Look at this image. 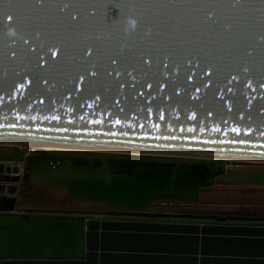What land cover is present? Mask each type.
<instances>
[{"label": "water", "instance_id": "1", "mask_svg": "<svg viewBox=\"0 0 264 264\" xmlns=\"http://www.w3.org/2000/svg\"><path fill=\"white\" fill-rule=\"evenodd\" d=\"M0 146L9 213L34 151L264 164V0H0Z\"/></svg>", "mask_w": 264, "mask_h": 264}, {"label": "crops", "instance_id": "2", "mask_svg": "<svg viewBox=\"0 0 264 264\" xmlns=\"http://www.w3.org/2000/svg\"><path fill=\"white\" fill-rule=\"evenodd\" d=\"M34 169H38V166ZM33 184L38 183L30 177L28 183L20 187L15 205L16 212H0V243L4 241V227L10 229L7 234L9 245L6 253L8 254L0 255V264H19V262L51 264L52 260L61 264L68 260L69 252L81 248L77 242L72 243L69 240V237L70 239L72 237V230L68 228L69 216L93 218L99 222V225L108 220L129 219L110 212H101L105 215L88 216L65 209L54 211L45 205L38 204L39 200L30 193ZM200 196L198 193V200ZM180 202L188 205L195 204L191 201ZM161 214L166 216L132 219L151 225L182 227L184 229L180 231L181 233H174L172 236L168 233L160 235L126 232L120 238H109L108 249L114 246L118 250H107L108 257H104L101 264H264V211L228 210L223 213H201L200 215L174 212ZM216 219L221 222H215ZM202 227L205 228V241L204 249L203 243L201 249L205 250L206 254L200 253L197 256L187 254V257L183 258L178 253L167 252L170 249L177 251L194 249L195 244L192 240L194 232L192 234L189 232H192L191 229H198L199 232ZM187 232L188 236H185ZM184 237L187 239L186 243L183 240ZM197 238L201 242L200 239H203L201 233ZM167 242L171 246L164 244ZM178 243L182 244L178 245ZM2 252L3 249H0V253Z\"/></svg>", "mask_w": 264, "mask_h": 264}, {"label": "trees", "instance_id": "3", "mask_svg": "<svg viewBox=\"0 0 264 264\" xmlns=\"http://www.w3.org/2000/svg\"><path fill=\"white\" fill-rule=\"evenodd\" d=\"M57 160L62 164L63 156H51L47 155L46 152H40L29 157L27 165L32 170L35 166L40 165H45L48 168L50 161ZM68 160L74 167L92 170L98 169L103 165V160L97 156L92 158L75 156L68 157ZM104 162L108 168V176L104 179L85 180L80 187L73 186L71 188V197H75V200L94 203L106 202L116 206H131L136 202L150 204L152 202L175 201L174 190L181 189L194 190L195 197L188 201L196 202L198 200V191L209 188L215 178L224 174L221 161L173 160L108 154L105 155ZM250 177L249 183L264 185L263 174ZM29 180L30 175L25 176V181L28 182ZM140 221L132 218L114 219L102 222L99 225V222L93 218L69 216L68 228L72 230V237L71 239L69 237V240L72 243L77 242V245L81 246V248L69 252L68 260L61 264H101L103 258L108 257L107 253L109 252L107 250H118L114 246L108 249L107 242H109V238H120L126 232L158 233L160 235L168 233V235L173 236L174 233L179 234L184 229L177 226L151 225L140 223ZM215 222H221V220L216 219ZM191 231L189 232L190 234L194 232V239H192L195 244L194 249H179L178 251L170 249L167 252L178 253L183 258H186L187 254H194V256L200 253L206 254V251L201 249L202 243L205 241V228L202 227L199 232L198 229H191ZM200 233L201 237H203V239H200L201 242L197 238ZM75 235H77V240H75ZM184 235L188 236V232ZM183 240L185 243L187 242L186 237ZM164 244L171 246L169 242ZM19 264L22 263L19 262ZM51 264L59 263L52 260Z\"/></svg>", "mask_w": 264, "mask_h": 264}, {"label": "rangeland", "instance_id": "4", "mask_svg": "<svg viewBox=\"0 0 264 264\" xmlns=\"http://www.w3.org/2000/svg\"><path fill=\"white\" fill-rule=\"evenodd\" d=\"M12 148L0 146V154H6ZM47 155L63 156V162L56 170H50L45 165L38 166L31 173V179L38 184H33L31 195L40 200L38 204L45 205L52 210L80 211L83 213H123V212H150L161 214L165 212H174L179 214H195L201 213H223L228 210L238 212H255L264 211V185L249 183L250 176L264 175V164L245 163L237 161H221L224 174L214 179L213 184L206 189H200L198 193L201 195L195 204L188 205L180 201H188L195 197L194 190H174L175 200L167 202H152L145 204L136 202L131 206H116L106 202L96 204L91 201L75 200L71 197V188L73 186H81L85 180L104 179L108 176V168L104 162L105 155L93 152L82 151H59L45 150ZM111 155V154H109ZM84 156L92 158L97 156L103 160V165L95 170L74 167L68 160V157ZM158 159L173 160H193L182 158H166L153 157ZM209 161V160H203ZM79 192V191H75ZM78 201V202H77ZM10 229L4 227V241L0 243L2 254L8 249V231Z\"/></svg>", "mask_w": 264, "mask_h": 264}, {"label": "flooded vegetation", "instance_id": "5", "mask_svg": "<svg viewBox=\"0 0 264 264\" xmlns=\"http://www.w3.org/2000/svg\"><path fill=\"white\" fill-rule=\"evenodd\" d=\"M40 152H45V151H34L32 156L33 155H36V153H40ZM26 152L23 151V150H20V149H15V148H12L11 151L9 153H6V154H0V162H5V163H15L16 161H18V158L21 157L22 155H25ZM31 157V156H30ZM29 158V157H28ZM28 160V159H27ZM19 166H24L25 165V168L29 169V171L31 172L32 169H30L27 165V161L25 162H20L18 163ZM34 169V168H33ZM28 182L25 181V178L24 180L22 181V186L23 185H26ZM260 185V184H258ZM36 200H40L39 198L35 197ZM198 201V200H197ZM196 201V202H197ZM17 202V201H16ZM16 202H15V205H16ZM10 204V201H1L0 200V205L3 206V205H9Z\"/></svg>", "mask_w": 264, "mask_h": 264}, {"label": "built area", "instance_id": "6", "mask_svg": "<svg viewBox=\"0 0 264 264\" xmlns=\"http://www.w3.org/2000/svg\"><path fill=\"white\" fill-rule=\"evenodd\" d=\"M61 166V162L60 161H50L49 163H48V168L50 169V170H56L57 168H59ZM22 171H21V169H20V173H21Z\"/></svg>", "mask_w": 264, "mask_h": 264}]
</instances>
